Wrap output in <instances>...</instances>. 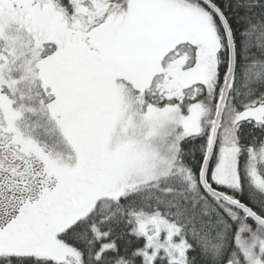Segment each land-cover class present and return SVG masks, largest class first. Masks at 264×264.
<instances>
[{
  "label": "snow or ice",
  "instance_id": "1",
  "mask_svg": "<svg viewBox=\"0 0 264 264\" xmlns=\"http://www.w3.org/2000/svg\"><path fill=\"white\" fill-rule=\"evenodd\" d=\"M0 264H264V0H0Z\"/></svg>",
  "mask_w": 264,
  "mask_h": 264
}]
</instances>
